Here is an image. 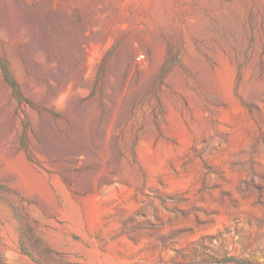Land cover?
Masks as SVG:
<instances>
[{"label": "rangeland", "instance_id": "374dc122", "mask_svg": "<svg viewBox=\"0 0 264 264\" xmlns=\"http://www.w3.org/2000/svg\"><path fill=\"white\" fill-rule=\"evenodd\" d=\"M0 264H264V0H0Z\"/></svg>", "mask_w": 264, "mask_h": 264}, {"label": "bare ground", "instance_id": "6f19581e", "mask_svg": "<svg viewBox=\"0 0 264 264\" xmlns=\"http://www.w3.org/2000/svg\"><path fill=\"white\" fill-rule=\"evenodd\" d=\"M224 71L225 73L222 75V77L220 76L221 73L219 74V76L221 77V81H222L223 88L225 90V94L228 96V98H231L232 97L233 76H234L232 72L234 71L231 72V69H228V67L226 68V70L223 69L222 72ZM232 105L235 106V102H232Z\"/></svg>", "mask_w": 264, "mask_h": 264}, {"label": "built area", "instance_id": "2783aa9c", "mask_svg": "<svg viewBox=\"0 0 264 264\" xmlns=\"http://www.w3.org/2000/svg\"><path fill=\"white\" fill-rule=\"evenodd\" d=\"M142 57H139V60H141Z\"/></svg>", "mask_w": 264, "mask_h": 264}]
</instances>
